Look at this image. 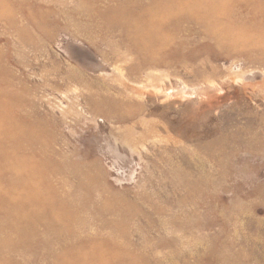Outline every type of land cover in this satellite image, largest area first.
Here are the masks:
<instances>
[{
	"label": "rangeland",
	"instance_id": "obj_1",
	"mask_svg": "<svg viewBox=\"0 0 264 264\" xmlns=\"http://www.w3.org/2000/svg\"><path fill=\"white\" fill-rule=\"evenodd\" d=\"M0 264H264V0H0Z\"/></svg>",
	"mask_w": 264,
	"mask_h": 264
}]
</instances>
